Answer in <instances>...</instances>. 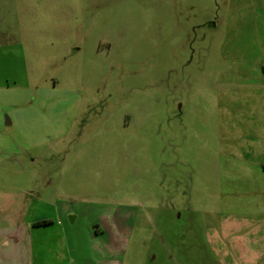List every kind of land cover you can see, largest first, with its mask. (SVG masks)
Returning a JSON list of instances; mask_svg holds the SVG:
<instances>
[{
	"label": "rangeland",
	"instance_id": "1",
	"mask_svg": "<svg viewBox=\"0 0 264 264\" xmlns=\"http://www.w3.org/2000/svg\"><path fill=\"white\" fill-rule=\"evenodd\" d=\"M0 264H264V0H0Z\"/></svg>",
	"mask_w": 264,
	"mask_h": 264
},
{
	"label": "trees",
	"instance_id": "2",
	"mask_svg": "<svg viewBox=\"0 0 264 264\" xmlns=\"http://www.w3.org/2000/svg\"><path fill=\"white\" fill-rule=\"evenodd\" d=\"M45 224H48V222L47 221H41V222L35 223L34 225L39 226V225H45Z\"/></svg>",
	"mask_w": 264,
	"mask_h": 264
}]
</instances>
